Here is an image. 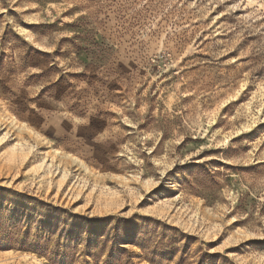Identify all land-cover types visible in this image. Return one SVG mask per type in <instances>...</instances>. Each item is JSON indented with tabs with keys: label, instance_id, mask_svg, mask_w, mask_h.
Returning <instances> with one entry per match:
<instances>
[{
	"label": "rangeland",
	"instance_id": "rangeland-1",
	"mask_svg": "<svg viewBox=\"0 0 264 264\" xmlns=\"http://www.w3.org/2000/svg\"><path fill=\"white\" fill-rule=\"evenodd\" d=\"M0 264H264V0H0Z\"/></svg>",
	"mask_w": 264,
	"mask_h": 264
}]
</instances>
